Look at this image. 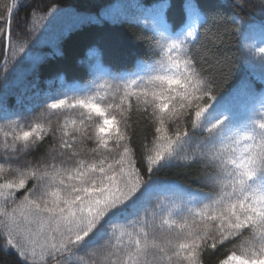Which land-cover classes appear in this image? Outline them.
Returning <instances> with one entry per match:
<instances>
[{"label": "snow or ice", "instance_id": "6c2138e0", "mask_svg": "<svg viewBox=\"0 0 264 264\" xmlns=\"http://www.w3.org/2000/svg\"><path fill=\"white\" fill-rule=\"evenodd\" d=\"M234 4L244 11L242 0ZM171 7V0H160L149 12L155 58L140 59L128 73H102L82 87L50 91L51 102L27 127L18 120L0 125L4 151L22 154L0 162V251L15 250L22 264H204L210 250L232 244L219 264H264V89L257 92L245 76L232 90L244 103L218 99L216 73L226 83L232 68L220 59L222 35L204 39L219 32L217 22L196 0H184L183 20L174 25ZM16 8L12 0L0 17L5 66L8 49L15 61L26 48L20 32L14 39ZM248 47L264 84V47ZM52 115L63 119L54 125L46 119ZM140 123L151 141L143 137L138 161L132 141ZM49 135L47 153L21 163ZM178 160L204 166L208 191L153 178ZM138 163L146 164L147 179ZM162 185L183 197L151 206Z\"/></svg>", "mask_w": 264, "mask_h": 264}, {"label": "trees", "instance_id": "16d2710c", "mask_svg": "<svg viewBox=\"0 0 264 264\" xmlns=\"http://www.w3.org/2000/svg\"><path fill=\"white\" fill-rule=\"evenodd\" d=\"M11 2L12 0H0V17L7 16V7ZM159 2L160 0H16L17 8L11 19L12 31L14 39L15 33H21L20 42L26 41V48L25 52L18 54L15 61L12 59L14 49H8L7 66L4 62L0 65V125H5L9 120H18L27 127L44 105L51 102L45 99L50 91L63 92L70 87H82L102 73H128L136 69L140 59L153 57V45L157 38L149 12ZM171 2L168 19L174 25H179L184 17L181 7L184 0ZM196 2L212 21L217 22L213 29L219 28V32H208L204 39L211 42L219 40L222 35L223 43L220 48L223 55L220 59L223 65H230L232 68L226 83L223 82L222 75L216 73L218 99L222 97L225 104H242L244 101L241 98L232 96V90L241 78L250 77L257 92L264 89V84L259 79L260 61L252 57L248 47L252 43L264 47L260 43L264 39V9L260 0H242L244 11L235 6L234 0ZM233 12L239 15L235 23H229ZM5 22L0 21V29L5 27ZM25 25H28L27 31ZM4 46V41L0 39V61ZM93 49L99 51H90ZM201 54H204L203 51ZM249 61L252 62L251 66ZM68 94L71 95L70 92ZM4 112L8 113L7 117ZM46 119H51L55 125L57 119L62 121L63 117L52 115ZM137 128L138 134L133 137L132 142L139 161L143 151V137L147 136L148 141H151V133L143 123L138 124ZM3 142L4 138L0 135V162H4L5 155H22L5 152ZM52 143V136L49 135L37 150L23 156L21 163H35L38 157L47 153ZM194 147L195 145L192 146ZM192 148L186 151L190 154ZM183 154L184 152L181 153ZM137 166L142 167L147 179L146 164L138 163ZM205 173L206 169L202 164L178 160L155 171L153 178L175 181L190 189L208 191L201 179ZM32 183L29 182L27 187L31 188ZM161 187L162 191L150 201L151 206L183 197V193L177 190L164 185ZM23 194L21 191L18 197ZM4 243V237L0 235V245ZM231 248L232 244H225L215 251L210 250L203 257L204 264H219ZM86 251L84 249L77 255H83ZM0 264L22 262L15 250L7 255L0 251ZM47 264H56V261L49 259Z\"/></svg>", "mask_w": 264, "mask_h": 264}]
</instances>
